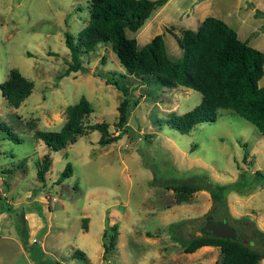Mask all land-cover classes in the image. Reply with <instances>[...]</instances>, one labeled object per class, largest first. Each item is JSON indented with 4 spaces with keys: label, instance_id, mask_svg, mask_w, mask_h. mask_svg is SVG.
I'll list each match as a JSON object with an SVG mask.
<instances>
[{
    "label": "rangeland",
    "instance_id": "1",
    "mask_svg": "<svg viewBox=\"0 0 264 264\" xmlns=\"http://www.w3.org/2000/svg\"><path fill=\"white\" fill-rule=\"evenodd\" d=\"M88 6L89 0H0V82L11 68L33 81L31 93L17 107L8 104L0 89V121L22 137L14 143L0 132V264H36L28 251L35 242L50 264H221L218 246L186 252L166 233L169 222L181 219V234L197 232L213 210L209 192L200 189L177 201L172 188L149 181L155 176L178 180L202 171L222 182L249 178L255 169L264 172V135L228 108H219L214 121L181 133L166 116L189 110L201 93L181 85L142 83L121 65L110 43L81 52L87 70L64 74L71 60L64 32L77 36L89 20ZM206 15L222 18L241 39L264 48L263 18L248 0H167L138 30L126 34L141 46L163 33L175 59L182 54L177 41L181 29L197 28ZM108 75L120 78L131 92L129 130L120 138L100 144V131L90 129L54 151L34 137L36 129H59L68 106L81 95L93 108L83 122L104 120L110 133H117L123 93L106 81ZM258 84L264 85V73ZM45 154L51 163L40 177L37 162ZM67 161L72 174L59 181ZM227 199L232 216L248 215L264 224V182ZM21 224L28 233L27 247L17 229ZM113 231L114 247L103 259L102 242ZM77 248L86 258L74 255Z\"/></svg>",
    "mask_w": 264,
    "mask_h": 264
},
{
    "label": "trees",
    "instance_id": "2",
    "mask_svg": "<svg viewBox=\"0 0 264 264\" xmlns=\"http://www.w3.org/2000/svg\"><path fill=\"white\" fill-rule=\"evenodd\" d=\"M167 0H89V20L74 37L68 30L64 32L65 44L69 48L71 60L64 70H87L82 65L80 54L92 50L98 43H110L121 65L130 73L140 78L142 83L155 86L175 87L177 85L193 88L201 93L199 103L189 110L178 113L170 111L165 121L180 131L189 132L196 124L212 122L216 119L219 108H228L242 115L255 125L264 135V85L258 80L264 73V51L252 46L246 39H241L237 31L225 20L213 15H206L197 28L184 27L177 37L182 54L171 58L168 54L163 33L139 46L135 37H129L127 30L136 31ZM256 16L264 17V10L255 7ZM264 24V21H263ZM98 75H101L98 73ZM106 81L122 90L123 98L117 105L119 130L110 133L106 121L84 123L83 119L93 110L85 95L70 104L68 116L59 129H36L34 137L43 140L50 150H59L73 141L76 136L98 129V143L107 144L129 130L127 123L131 109V92L129 86L115 75L105 77ZM33 81L26 78L17 68H11L8 77L0 82L2 95L9 105L17 107L31 93ZM137 101V100H136ZM0 132L14 143H21L22 137L14 132L10 125L0 121ZM243 147L242 160L246 162L249 154L247 143ZM250 162V161H249ZM51 158L45 154L38 167L40 177L49 169ZM20 166V164H19ZM237 167L240 164L237 163ZM72 174V164L67 161L59 174L58 180ZM264 182V172L255 169L251 177L242 180L218 181L206 171L195 173L178 180H159L156 176L149 181L150 185L172 188L177 201L187 200L193 192L205 189L209 192L213 204L208 218L223 219L226 217L238 233L236 238H225L211 235L199 227L201 234L194 231L188 236L181 234L185 219L171 221L166 225L169 238L178 242V248L192 252L202 245H214L220 248L221 264H258L264 258V230L248 215L234 217L227 205L230 191L248 194ZM207 218H205V221ZM25 224V223H24ZM117 223L112 224L115 229ZM21 243L28 245L27 230L17 225ZM116 232H111L109 241H103V259L114 247ZM177 246H173L175 248ZM29 249V248H27ZM36 264H50L43 257L40 245L35 242L28 250ZM193 253V252H192ZM74 255L86 258L82 249H75Z\"/></svg>",
    "mask_w": 264,
    "mask_h": 264
},
{
    "label": "water",
    "instance_id": "3",
    "mask_svg": "<svg viewBox=\"0 0 264 264\" xmlns=\"http://www.w3.org/2000/svg\"><path fill=\"white\" fill-rule=\"evenodd\" d=\"M212 213L210 211L208 216ZM202 225V229L208 231L211 235L221 236L225 238H236L238 236L235 226L224 217L223 219L208 218ZM201 230H198L196 234H201Z\"/></svg>",
    "mask_w": 264,
    "mask_h": 264
},
{
    "label": "crops",
    "instance_id": "4",
    "mask_svg": "<svg viewBox=\"0 0 264 264\" xmlns=\"http://www.w3.org/2000/svg\"><path fill=\"white\" fill-rule=\"evenodd\" d=\"M252 3H253V5L255 6V7H258L259 9H262V10H264V0H250ZM263 7V8H262ZM262 18H263V21H264V17L262 16ZM202 19H203V16H201V19L199 18L198 19V21H199V23L202 21ZM228 23V22H227ZM198 26V25H197ZM191 27V26H190ZM260 27L264 30V24H263V22L260 24ZM247 40V39H246ZM248 41V40H247ZM249 43V42H248ZM253 46V45H252ZM256 45H254V47H255ZM256 47H258V46H256ZM262 50H264V48H261ZM262 78V77H261ZM260 78V79H261ZM259 79V80H260ZM259 80H258V82H259ZM230 194H236V195H238L239 193H237V192H235V191H230L229 193H228V195H227V197L230 195ZM233 199V198H232ZM228 200V199H227ZM229 202H230V199H229ZM259 226H263L264 227V224L263 223H257ZM260 228H262V227H260ZM210 246H212V245H202V246H200L199 248H197V251L198 250H200V249H202V248H209ZM212 248V247H211ZM194 252V251H193Z\"/></svg>",
    "mask_w": 264,
    "mask_h": 264
}]
</instances>
